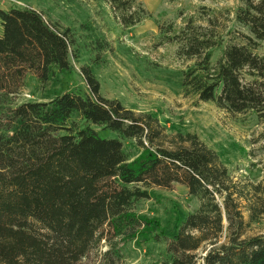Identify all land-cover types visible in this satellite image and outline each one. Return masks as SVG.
Here are the masks:
<instances>
[{
  "label": "trees",
  "instance_id": "obj_1",
  "mask_svg": "<svg viewBox=\"0 0 264 264\" xmlns=\"http://www.w3.org/2000/svg\"><path fill=\"white\" fill-rule=\"evenodd\" d=\"M241 1L245 8L237 19L252 38L228 46L215 66L213 51L222 40L208 28L190 20L169 41L178 40L181 58L195 60L184 75L185 90L228 114L254 112L264 119V56L255 53V41L264 40V0ZM107 2L125 29L143 22L134 0ZM0 27L2 95H18L28 73L46 85L55 70L70 69L74 40L69 29L52 27L31 9H0ZM82 74L88 98L66 94L52 108L24 103L0 130V264H81L100 252L103 242L108 243L103 263L116 264L119 246L136 241L150 227L135 213V204L149 200L152 188L174 184L185 186L200 207L165 239L172 264H194L191 254L217 245L226 232L228 246L209 250L205 264H264V235L242 240L245 229L264 217V197L258 198L262 186L241 190L218 154L195 135H181L183 146L176 150H155L153 121L136 118L119 101L104 98L91 68ZM76 112L117 138L67 132L65 123ZM122 139L137 140L145 155L131 161Z\"/></svg>",
  "mask_w": 264,
  "mask_h": 264
},
{
  "label": "rangeland",
  "instance_id": "obj_2",
  "mask_svg": "<svg viewBox=\"0 0 264 264\" xmlns=\"http://www.w3.org/2000/svg\"><path fill=\"white\" fill-rule=\"evenodd\" d=\"M134 2V10L141 11L143 22L125 29L107 0H0V9L4 11L31 9L42 13L52 27L69 29L74 40L68 71L55 70L46 85L28 73L18 95L7 97L0 93V130L11 111L24 103H42L52 108L66 94L88 98L90 90L82 69L89 67L101 84L104 98L119 101L136 118L153 121V132L158 135L153 137L155 150H176L183 146L181 135H195L218 154L234 184L245 193L249 184L261 185L258 198L264 197V119L254 112L228 114L185 90L183 78L194 67L195 60L181 58L178 40L169 41L190 20L196 27L208 28L222 40L221 47L213 51L212 65L215 66L228 46L245 45L252 38L249 28L237 19L239 11L245 8L244 3L241 0ZM255 42V53L264 56V40ZM65 128L75 135L85 130L103 138H117V134L87 123L78 112L70 116ZM121 141L131 161L145 155L137 140ZM144 142L148 146L149 141ZM149 193L150 199L136 203L134 211L150 227L136 241L119 246L116 264H172L165 239L173 237L180 221L200 207L199 199L190 196L188 189L180 184L170 189L154 187ZM243 212L248 222L249 213L244 209ZM224 225L228 226L226 221ZM263 235L264 217L245 229L242 240ZM108 237L113 238L111 234ZM229 237L226 232L217 245L208 244L192 253L194 264H205L208 251L228 246ZM107 250L108 243L103 242L100 252L91 253L81 264H105L101 253Z\"/></svg>",
  "mask_w": 264,
  "mask_h": 264
}]
</instances>
